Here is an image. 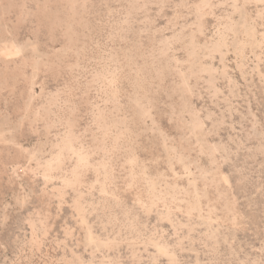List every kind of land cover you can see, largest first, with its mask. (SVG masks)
Returning <instances> with one entry per match:
<instances>
[{
  "label": "rangeland",
  "instance_id": "374dc122",
  "mask_svg": "<svg viewBox=\"0 0 264 264\" xmlns=\"http://www.w3.org/2000/svg\"><path fill=\"white\" fill-rule=\"evenodd\" d=\"M0 264H264V0H0Z\"/></svg>",
  "mask_w": 264,
  "mask_h": 264
}]
</instances>
